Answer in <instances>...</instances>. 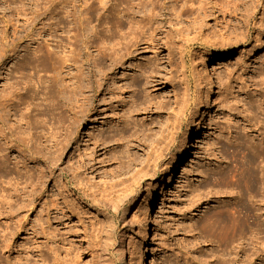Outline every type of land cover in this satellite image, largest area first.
Returning a JSON list of instances; mask_svg holds the SVG:
<instances>
[{
    "label": "rangeland",
    "instance_id": "374dc122",
    "mask_svg": "<svg viewBox=\"0 0 264 264\" xmlns=\"http://www.w3.org/2000/svg\"><path fill=\"white\" fill-rule=\"evenodd\" d=\"M88 1L0 0V91L19 82L32 134L0 120L13 139L0 131V264H100L104 243L118 264L154 186L147 263L227 264L205 218L237 194L233 150L264 145V0ZM39 45L75 62L61 69ZM210 85L207 123L172 170ZM245 233L264 243V227Z\"/></svg>",
    "mask_w": 264,
    "mask_h": 264
},
{
    "label": "bare ground",
    "instance_id": "6f19581e",
    "mask_svg": "<svg viewBox=\"0 0 264 264\" xmlns=\"http://www.w3.org/2000/svg\"><path fill=\"white\" fill-rule=\"evenodd\" d=\"M258 1L259 0H257V2ZM88 2V0H85V5H87ZM99 2L105 4V0H99ZM207 3L209 4V2L205 0V5ZM202 5L203 4H201L200 6ZM88 7H86L87 10ZM33 21L34 20H31V23H33ZM150 21L151 20H148V22H146L147 25L151 23ZM156 28H159L158 25L153 30L154 32L155 30H157ZM152 39H154V36ZM14 43L15 40L12 39V44ZM48 46L49 45L42 47L41 45H39V47H37L35 51L41 52L43 54L42 56H45L46 58H48V60L54 59V63H59L60 65H62L61 69L70 67L75 62L73 49L70 50L71 55H65L66 53L64 55H60L59 51L56 50V48L60 46H57L53 49L48 48ZM85 47L87 48V46ZM7 50V47L0 46V63L3 62V60L7 57ZM11 50L13 51V53L17 51L16 43L11 48ZM207 54L208 55L205 57L206 60L204 62L206 64H210L211 60H219L225 53L223 51H218L215 54ZM106 55H108V53L104 49L103 56ZM17 83L19 82L16 81L15 85L12 82L8 86H4L0 91V120H2L4 122L3 124L5 125L8 123L7 120L9 119V116L12 114L16 118V122H19V125L21 126L24 123L27 131H29L28 134L32 135L30 133V121L28 120V118H26V114L24 112H21V88L17 87ZM91 87L94 89V86ZM7 88L10 89L7 90ZM75 91L76 89H71L69 90V93L73 94ZM213 96L214 91L212 89V85H210L207 93L201 101L200 109L196 115L195 122L187 127L183 142L178 146L172 156V170L176 169V165L180 158L188 152L190 141H192L194 137L199 135L204 129L209 114V107L206 105L207 102L212 100ZM14 126L15 125L11 124L10 128H14L16 130L19 129V131L17 132H19L18 134L20 135V131L22 132V128H20L19 126ZM0 127V131L2 132L1 137L5 140V146L8 147L13 139L6 135L5 131H3L4 127L2 128V125ZM15 131L14 133H16ZM262 133L264 134V128L263 131H259V134ZM30 135H28V137L30 138L22 137V139H24V141L27 139L26 142H30L31 140H33V136L31 137ZM1 150L2 145L0 144V152H2ZM259 157L264 160V145L260 146L259 150L256 149L255 152L251 153L246 151L245 149L233 150L230 167L225 170L224 175L228 179V185L231 187V190H237V194L235 197H233V200L231 201L229 207L226 206L205 218V227L207 228V234L211 235L213 239L218 243L222 242L224 248L228 247L229 249V251L227 252L229 256L227 259V264H253L256 259L264 257V243L260 246H257L259 241H256L257 244L249 247L250 242H247L245 240L246 229L259 231L264 227V165H259V162H257V159ZM155 191L156 186L151 188V202L146 206L145 210L143 211V215L138 222V224L140 225V230L137 235V240H133V236H129L127 232H123L120 235L115 249V257L118 264H148L147 252L149 251L150 246L149 237L151 234V222L153 220L152 214L154 207L152 201H154V199L156 198ZM131 225V228L134 227V224L131 223ZM112 242H114V240H112ZM138 242L139 244L137 245ZM106 246V243H104L101 250L102 252L100 253V264H108ZM134 247H136L135 251H133L132 249ZM261 259L264 261V258ZM202 261V264H213V262H210V259H205L203 262Z\"/></svg>",
    "mask_w": 264,
    "mask_h": 264
}]
</instances>
